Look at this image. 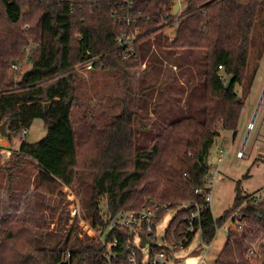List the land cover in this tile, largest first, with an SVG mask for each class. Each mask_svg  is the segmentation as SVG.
Wrapping results in <instances>:
<instances>
[{
	"label": "trees",
	"instance_id": "16d2710c",
	"mask_svg": "<svg viewBox=\"0 0 264 264\" xmlns=\"http://www.w3.org/2000/svg\"><path fill=\"white\" fill-rule=\"evenodd\" d=\"M179 1L182 8L173 15L175 0H0V124L6 120L9 140L36 118L46 127L43 137L34 142L23 139L11 154L18 161L33 162L35 178H49L54 190L80 178L85 216L103 233L102 240L79 237L74 223L63 226L68 219L64 211L49 230L57 202L46 225L6 215L0 219V264H127L132 248L138 264H143V251L132 245L129 230L107 228L103 211L114 215L121 209L139 210L148 202L166 203L174 209L164 231L165 240L171 241V233L178 235L189 213L182 204L203 201L204 193L195 190L207 188L209 147L222 129L235 136L244 105L235 84L244 95L253 84L256 67L249 68V58L255 24L260 22L264 31V0ZM175 20L173 38H162L160 30L172 27ZM124 32L135 37L131 54L116 41ZM157 37L175 56L185 51L187 59L204 52L202 119L184 116L169 122L149 144L138 147L136 113L123 106L109 122L92 125L84 142H77L71 118L79 102L81 76L76 67L92 62L91 68L125 71L136 66L139 45L158 44ZM262 51L257 50V61ZM28 57L30 66L14 78L11 65ZM229 75L233 80L225 88ZM87 170L90 179L85 180L82 171ZM46 188L40 183L35 191ZM236 191L232 207L220 216L205 209L201 239L209 243L216 228L244 203L242 232L229 229L213 264H264V255L257 261L247 257L248 239L259 232L264 235V200L253 203L238 186ZM109 243L115 257H108ZM260 247L264 250V244ZM159 250L153 242L150 253Z\"/></svg>",
	"mask_w": 264,
	"mask_h": 264
},
{
	"label": "rangeland",
	"instance_id": "374dc122",
	"mask_svg": "<svg viewBox=\"0 0 264 264\" xmlns=\"http://www.w3.org/2000/svg\"><path fill=\"white\" fill-rule=\"evenodd\" d=\"M175 3H179L175 13L177 14L182 6L179 0H175ZM172 14L174 15L173 9ZM176 25L175 20L172 27L166 26L160 30L163 34L162 38H173ZM162 42L158 39V44L150 43L151 46L145 43L140 44L138 47L140 58L136 66L127 67L125 71L87 69L84 66L76 69L81 76L78 78L79 102L74 106L71 118L77 142H84L92 125L101 126L109 122L112 115L123 106L136 113L135 131L138 147L149 144L150 139L169 122L184 116H195L202 119L204 52L197 51L185 59L187 52L182 51L175 56L173 50L159 45ZM144 46L147 49L150 47L148 50H143ZM263 46L264 31L261 30L260 22H257L253 30L252 51L249 58V68L256 67L251 90L244 95L240 84H235L234 88L244 102L238 124V136L233 140L231 130H220L219 135L209 147L206 157L210 168L209 173L212 176V178L208 177L207 181L212 188L210 209L214 217L220 216L232 207L237 186L242 195L255 194L260 200H264V143L261 141V135L264 134L262 124L264 115ZM258 49L263 50L259 61L256 60ZM30 63L25 59L18 61L17 68L10 67V73L14 78L19 77L20 73L30 66ZM251 121L253 128L248 130L246 140H243L241 138L245 136L246 126L248 127ZM5 130L7 131L6 125ZM45 133L46 127L43 121L36 118L23 137L21 131L18 135L11 137V140L0 135L4 139L3 144L0 145V219L11 215L24 217L34 225L38 223L46 225L51 214V207L57 202L60 205L54 217L51 218L49 230L55 228L59 214L64 211L66 215H63V218L67 216L68 219L63 220V226L68 227L74 223L79 237L83 235L93 237L88 233L91 222L90 218L85 216L84 188L80 178L75 177L71 185L61 183L54 190L53 181L49 178H35L36 166L33 162L18 161L16 156L11 154L18 149L23 139L34 142L43 137ZM219 148L224 149L221 161L217 160ZM238 151H241V156L237 155ZM15 163L17 165L14 166ZM9 167L12 168L9 169ZM82 172L84 173L82 177L87 180L91 171ZM40 183L46 185V190L35 191V187ZM74 202L78 205L76 213L72 214L71 207ZM102 203H105L104 199ZM42 204L44 208L41 209ZM173 214V209L166 210L156 223L155 234L158 244ZM229 229L239 233L242 232L243 227L242 229L237 228L236 223L228 218L216 228L208 248L203 247L201 234L198 232L187 246L167 257L165 263L213 264L227 239ZM139 242V238L136 237L135 245H139ZM247 242L254 245L259 253L257 257L252 258V261L260 260L264 255V250L260 247L264 244L263 233L259 232L256 237L249 238ZM108 245L111 246L110 243ZM143 251L144 262H147L148 247H143Z\"/></svg>",
	"mask_w": 264,
	"mask_h": 264
},
{
	"label": "built area",
	"instance_id": "2783aa9c",
	"mask_svg": "<svg viewBox=\"0 0 264 264\" xmlns=\"http://www.w3.org/2000/svg\"><path fill=\"white\" fill-rule=\"evenodd\" d=\"M174 36V35H173ZM135 37H132L127 32H124L121 36H119L116 41L119 43L120 46H127V51L131 54L133 53L132 48V42ZM31 58L28 57L26 61H30ZM13 68H17V63H13L11 65ZM87 69H90L92 66V62H88L83 65ZM80 66H77L78 68ZM264 126V120L262 122ZM253 128V122L249 123L248 129ZM28 129H22L21 135L22 137L27 133ZM261 141L264 143V134L261 135ZM238 156H241V151L237 152ZM224 156V149L219 148L218 157L217 160L221 161ZM211 173H209L208 177ZM207 188L202 189L198 188L195 191L199 192L202 191L204 193L203 201L200 203H191L186 202L182 204V208L189 209V213L184 216L181 220V226L177 230V236L174 235V232L171 233L172 240L166 241L164 234L161 238L160 244L156 242V231L155 226L156 223L159 220V214L160 212H165L168 209H172L170 205L166 203L158 204L153 203L151 204L148 202L147 204L143 205L139 210H133V209H121L116 214L110 215L107 211H103V216L108 221L107 228L118 226L122 228H126L129 230V239L133 246H137L138 248L142 249L143 247L139 245H135V238L138 237L139 241L141 240V237L144 235L149 240L156 243L157 246L161 247V250L151 254L150 253V246H144L148 247V259L147 262H144V259H142L143 264H166V258L170 257L175 251L178 249L185 247V245H188L193 238V236L196 233L202 234V225H203V217L205 214V209L207 207H210V201L212 197V188L210 187L209 183L207 182ZM252 200L253 203H257L260 201V198L257 197L255 194L248 195L247 199ZM77 203L74 202L71 207L72 214L76 213L77 211ZM243 205H241L242 207ZM174 210V209H173ZM231 218L233 222L236 223L237 228L243 227V223L240 221L242 219V215L240 213V206L234 209L230 215L227 217ZM226 219V220H227ZM88 233L92 234L93 237L103 239V233H100L98 230L94 229L92 226L88 227ZM203 247L208 248L209 243H206L204 241H201ZM118 244V241L115 239L113 241V245L116 246ZM249 245L248 251H247V257L253 258L257 257L258 252L256 251V247L254 245ZM108 249V257H115V253H113L110 250L109 245H107ZM143 257H144V251H143ZM127 264H138L137 258H136V251L135 249H131L129 257H128V263Z\"/></svg>",
	"mask_w": 264,
	"mask_h": 264
},
{
	"label": "water",
	"instance_id": "95a60500",
	"mask_svg": "<svg viewBox=\"0 0 264 264\" xmlns=\"http://www.w3.org/2000/svg\"><path fill=\"white\" fill-rule=\"evenodd\" d=\"M179 3H175V5L173 6V13L175 14L177 12ZM233 80L232 75H229L226 79L225 82V88H229L231 82ZM47 106V104H46ZM263 120H264V115H263ZM253 121V120H252ZM5 125H6V120H4L1 124H0V135L3 137H7L8 136V131L5 130ZM153 244V241L149 240L146 236H142L141 240H140V246L144 247V246H151Z\"/></svg>",
	"mask_w": 264,
	"mask_h": 264
},
{
	"label": "crops",
	"instance_id": "0c3cea01",
	"mask_svg": "<svg viewBox=\"0 0 264 264\" xmlns=\"http://www.w3.org/2000/svg\"><path fill=\"white\" fill-rule=\"evenodd\" d=\"M243 108V107H242ZM241 111H242V109H241ZM256 112V111H255ZM240 115H241V113H240ZM239 119H240V117H239ZM238 124H239V121H238ZM246 128H247V131H246V133H245V136L244 137H242L241 139H243V140H246V137H247V135H248V127L246 126ZM238 131H239V128H238V125H237V130H236V134H235V136L233 135V131H231V138L233 139V140H235V138L238 136ZM3 138L2 137H0V145L1 144H3Z\"/></svg>",
	"mask_w": 264,
	"mask_h": 264
}]
</instances>
